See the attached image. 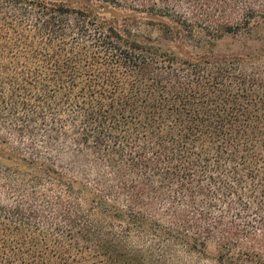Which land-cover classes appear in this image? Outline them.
<instances>
[{"label":"trees","instance_id":"obj_1","mask_svg":"<svg viewBox=\"0 0 264 264\" xmlns=\"http://www.w3.org/2000/svg\"><path fill=\"white\" fill-rule=\"evenodd\" d=\"M193 255L264 264V0H0V264Z\"/></svg>","mask_w":264,"mask_h":264},{"label":"rangeland","instance_id":"obj_2","mask_svg":"<svg viewBox=\"0 0 264 264\" xmlns=\"http://www.w3.org/2000/svg\"><path fill=\"white\" fill-rule=\"evenodd\" d=\"M139 39L151 38L158 39L161 38V34L156 30H151L145 26L139 24L135 26L134 32ZM164 48L168 50H173L177 55L189 58H199V57H225V56H236L246 54L248 51L259 48V45L253 40H247L244 37H223L220 39H200V42L196 40L191 42V40H184L182 43L174 42L170 44L165 41L163 43ZM208 253L211 255L214 253L212 247L208 248ZM187 258V256H185ZM197 256H191V260H187L190 264H195ZM200 264H216L213 259L200 257Z\"/></svg>","mask_w":264,"mask_h":264}]
</instances>
